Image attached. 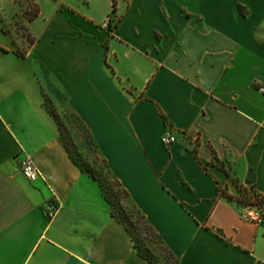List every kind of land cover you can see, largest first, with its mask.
I'll use <instances>...</instances> for the list:
<instances>
[{
	"label": "crops",
	"instance_id": "0c3cea01",
	"mask_svg": "<svg viewBox=\"0 0 264 264\" xmlns=\"http://www.w3.org/2000/svg\"><path fill=\"white\" fill-rule=\"evenodd\" d=\"M34 1L31 45L0 41V264H153L69 156L45 96L80 118L180 264H264V222L218 190L264 198V0ZM12 6L0 0V22Z\"/></svg>",
	"mask_w": 264,
	"mask_h": 264
},
{
	"label": "trees",
	"instance_id": "16d2710c",
	"mask_svg": "<svg viewBox=\"0 0 264 264\" xmlns=\"http://www.w3.org/2000/svg\"><path fill=\"white\" fill-rule=\"evenodd\" d=\"M115 13V5L113 2V8L111 14ZM111 16V15H110ZM111 23L106 28L108 31L112 30L115 24L114 19L111 17ZM44 104L46 109L56 118L60 135L62 137L64 146L69 156L78 164V166L86 171L100 186L101 191L110 205L111 215L124 226L126 231L130 234L134 247L138 254L147 261L153 264H160L157 255L161 256L165 263L168 264H180L177 257L164 243L161 236L154 230V228L146 222L144 215L141 211L129 201L128 192L121 186L120 182L112 177L110 168L103 158L98 155L97 146L93 141L91 134L80 118L69 112V115L76 119V124L82 126L85 132V147L87 153L83 154L78 152L76 148L72 147V141L69 140L66 134L64 125L59 117L58 112L52 106L48 98L45 96ZM77 126V125H76ZM194 153L196 154V146H194ZM92 163V164H91ZM222 165V164H221ZM222 196L230 200H235L239 205L250 204L253 199L256 200L261 206L264 205V198L258 194L253 187H238V196L233 197L224 191L218 189ZM120 199L128 200L131 203L129 205H123L120 203ZM142 225V226H141ZM139 233L145 234L146 238L152 242L151 246L142 242V239L138 235ZM157 255H156V253Z\"/></svg>",
	"mask_w": 264,
	"mask_h": 264
},
{
	"label": "rangeland",
	"instance_id": "374dc122",
	"mask_svg": "<svg viewBox=\"0 0 264 264\" xmlns=\"http://www.w3.org/2000/svg\"><path fill=\"white\" fill-rule=\"evenodd\" d=\"M12 9L13 11L11 14V18H3L2 22H0V31L3 33H0V41L5 44L7 43V45H10L8 41L9 38H11L13 49H16L21 53L22 51H25L34 40V37L28 29L27 24L28 21L32 20L38 14L39 6L34 0H13ZM6 35L8 38L6 37ZM58 114L64 125L69 140H71L73 143L72 147L74 149L76 148L78 152L83 154L82 157L86 156L87 151L86 149H84V147L86 146L85 132L82 126L76 124V119L69 115L68 111L58 112ZM120 203L123 205H129V207H131V203L128 200L120 199ZM138 235L142 239L143 243H146L148 246L154 245L146 238L145 234L138 232ZM157 257L160 264H168L164 262L161 256L157 255Z\"/></svg>",
	"mask_w": 264,
	"mask_h": 264
},
{
	"label": "built area",
	"instance_id": "2783aa9c",
	"mask_svg": "<svg viewBox=\"0 0 264 264\" xmlns=\"http://www.w3.org/2000/svg\"><path fill=\"white\" fill-rule=\"evenodd\" d=\"M111 21V16H107L102 26L107 28ZM261 91L264 89L261 87ZM175 136L172 133H165L161 136V142L164 145H170L175 141ZM20 173L26 179L33 181L39 176V171L29 155H26L20 163ZM44 211L48 221H51L58 211V205L48 203L44 205ZM240 217L244 221L260 224L264 222V213L261 205L253 199L252 203L240 205Z\"/></svg>",
	"mask_w": 264,
	"mask_h": 264
}]
</instances>
